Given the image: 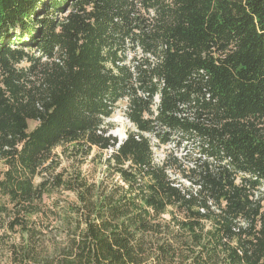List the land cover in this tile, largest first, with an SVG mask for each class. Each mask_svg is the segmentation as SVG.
<instances>
[{
    "label": "trees",
    "instance_id": "16d2710c",
    "mask_svg": "<svg viewBox=\"0 0 264 264\" xmlns=\"http://www.w3.org/2000/svg\"><path fill=\"white\" fill-rule=\"evenodd\" d=\"M0 162L7 264H264V0H0Z\"/></svg>",
    "mask_w": 264,
    "mask_h": 264
},
{
    "label": "rangeland",
    "instance_id": "374dc122",
    "mask_svg": "<svg viewBox=\"0 0 264 264\" xmlns=\"http://www.w3.org/2000/svg\"><path fill=\"white\" fill-rule=\"evenodd\" d=\"M17 34L20 32L18 29ZM137 54L142 56L141 50H137ZM130 55H133L131 52ZM23 63L22 65H25ZM156 98V102H157ZM108 122L111 124V134L115 136L118 142L125 139L127 132L131 130H135V125L130 121L127 115V100L122 99L118 102L117 108L111 118L108 119ZM30 128L36 125V121L29 122ZM153 142V150L154 155L157 161H162L167 155H171V157L177 158L182 165H186L188 163L187 158L189 153L191 152L192 147L189 145L185 146H177L176 141H171L170 143L166 144H159L158 140L151 136ZM112 149L100 151L98 148H95L92 153L87 158H80L77 159L69 158L66 155V148L65 146L61 145L55 149V152L59 154L61 166L58 168V171L66 170L67 174L70 175L76 168H79L87 179L89 180H98L103 176V172L106 168L104 160L108 157L111 153ZM189 151V152H188ZM188 153V154H187ZM186 156V157H185ZM4 169V164L0 162V175L2 170ZM41 180V176H37L35 178V183H39ZM55 198H61L63 200H73L75 195L71 191H62V192H55L53 196H45L47 203H51ZM5 196H2L0 193V201H7ZM21 237L18 233H10L6 229L0 230V264H7L8 263V252L6 248H3L6 244L12 242H19Z\"/></svg>",
    "mask_w": 264,
    "mask_h": 264
},
{
    "label": "water",
    "instance_id": "95a60500",
    "mask_svg": "<svg viewBox=\"0 0 264 264\" xmlns=\"http://www.w3.org/2000/svg\"><path fill=\"white\" fill-rule=\"evenodd\" d=\"M123 140H124V139H123ZM123 140H122V141H123ZM122 141H120V143H121Z\"/></svg>",
    "mask_w": 264,
    "mask_h": 264
}]
</instances>
